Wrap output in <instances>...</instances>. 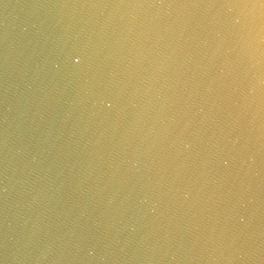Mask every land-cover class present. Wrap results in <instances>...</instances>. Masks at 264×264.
<instances>
[{
    "label": "water",
    "instance_id": "obj_1",
    "mask_svg": "<svg viewBox=\"0 0 264 264\" xmlns=\"http://www.w3.org/2000/svg\"><path fill=\"white\" fill-rule=\"evenodd\" d=\"M0 264H264V0H0Z\"/></svg>",
    "mask_w": 264,
    "mask_h": 264
}]
</instances>
